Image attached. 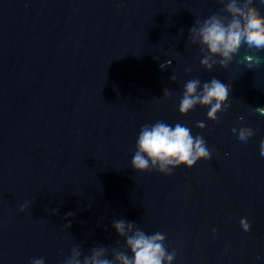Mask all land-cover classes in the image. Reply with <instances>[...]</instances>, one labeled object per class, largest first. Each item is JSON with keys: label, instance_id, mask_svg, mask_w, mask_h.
Returning a JSON list of instances; mask_svg holds the SVG:
<instances>
[{"label": "water", "instance_id": "water-1", "mask_svg": "<svg viewBox=\"0 0 264 264\" xmlns=\"http://www.w3.org/2000/svg\"><path fill=\"white\" fill-rule=\"evenodd\" d=\"M255 6L264 14L261 0ZM223 7L0 0V264H63L76 245L83 255L123 248L112 228L120 219L164 233L173 264H264V115L256 111L264 108V51L241 47L227 68L208 71L199 45L188 43L195 21ZM245 55L260 65L249 69ZM197 78L201 86L231 81L215 122L207 107L179 113L185 83ZM156 121L202 136L210 160L171 175L136 172L140 129ZM242 126L258 131L242 142L232 132ZM241 217L251 222L247 232Z\"/></svg>", "mask_w": 264, "mask_h": 264}, {"label": "clouds", "instance_id": "clouds-1", "mask_svg": "<svg viewBox=\"0 0 264 264\" xmlns=\"http://www.w3.org/2000/svg\"><path fill=\"white\" fill-rule=\"evenodd\" d=\"M218 2L224 6L223 15L212 14L202 21L197 19L189 29L188 43L199 45L202 53L200 66L208 71L217 64L221 68H227L241 47L246 46L253 52L264 51V14L255 6V0ZM261 3H264V0H261ZM242 62H246L247 67L251 69L260 65V58L245 55ZM166 63L170 65L171 61ZM165 66L159 65L161 70H164ZM186 72H191V69H186ZM170 79L175 82L176 77L172 75ZM231 88V81L223 83L216 78L204 82L202 86L198 78L188 80L179 103V113L187 115L199 105L209 109L207 119L215 122L218 119L217 114L228 106ZM170 96V91L165 89L163 98ZM256 111L264 115V108H256ZM239 119L243 120V117ZM195 127L203 130L206 125L200 121ZM256 131L258 129L249 126L232 129L233 133H238V139L242 142H247ZM260 155L264 157V139L260 142ZM210 156L209 147L203 137L193 136L191 129L186 125L176 123L172 126L164 121H156L141 127L131 167L140 173L156 170L171 175L175 168L184 166L191 169L198 161L210 160ZM28 207V203H25L19 210L24 212ZM67 215L71 216L72 213ZM240 223L245 232L250 230L251 222L247 217H241ZM70 226L69 223L68 227ZM112 228L124 239L123 248L94 246L90 249V255H83L80 246L76 245L63 260V264H173L176 252L167 250L164 233L148 234L135 222L126 219L113 221ZM30 264H45V260L43 257L34 258Z\"/></svg>", "mask_w": 264, "mask_h": 264}]
</instances>
